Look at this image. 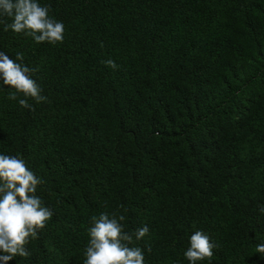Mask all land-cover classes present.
Returning <instances> with one entry per match:
<instances>
[{
    "label": "trees",
    "instance_id": "16d2710c",
    "mask_svg": "<svg viewBox=\"0 0 264 264\" xmlns=\"http://www.w3.org/2000/svg\"><path fill=\"white\" fill-rule=\"evenodd\" d=\"M39 3L62 43L0 17V52L22 54L47 97L23 108L0 81V154L44 181L53 216L8 264H84L102 212L148 225L130 245L145 264H190L197 230L216 247L196 264H264V0Z\"/></svg>",
    "mask_w": 264,
    "mask_h": 264
},
{
    "label": "clouds",
    "instance_id": "9594fccd",
    "mask_svg": "<svg viewBox=\"0 0 264 264\" xmlns=\"http://www.w3.org/2000/svg\"><path fill=\"white\" fill-rule=\"evenodd\" d=\"M49 13L50 6L41 5L39 0H0V17L12 21L5 23L4 31L11 29L15 33H24L36 43H62L65 26ZM22 61L20 53L13 60L0 52V81L4 86L15 89L8 99L17 100L21 107L32 110L29 98L41 103L47 102V97L42 95L41 87L32 78L34 70ZM102 63L113 69L117 67L111 59ZM17 93L24 98H19ZM43 183L23 159L0 154V252L4 253L0 255V261L3 264H8L16 256L28 257L30 253L26 245L38 237L39 231L53 216L52 210L36 195L38 186ZM259 211L264 213V207ZM124 219L123 215L117 217L115 213L107 212L91 218L93 226L88 230L90 239L85 249L84 264H145L143 250L130 245L133 235L140 240L149 233V227L144 225L129 233L121 223ZM215 247L209 235L197 230L191 235L190 246L184 256L190 264L210 260ZM257 252L264 253V243L257 245Z\"/></svg>",
    "mask_w": 264,
    "mask_h": 264
}]
</instances>
